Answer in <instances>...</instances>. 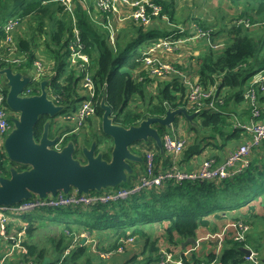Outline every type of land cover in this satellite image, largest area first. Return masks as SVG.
I'll return each mask as SVG.
<instances>
[{"label": "trees", "instance_id": "16d2710c", "mask_svg": "<svg viewBox=\"0 0 264 264\" xmlns=\"http://www.w3.org/2000/svg\"><path fill=\"white\" fill-rule=\"evenodd\" d=\"M17 1L19 2L18 8L0 21V69L12 68V65H14L17 71L28 73L32 77L29 71L38 58V47L41 44L44 45L47 56L52 60L45 61V63L53 62L55 72L50 78L46 74L41 75V80H48L49 97L57 104L74 105L73 108L76 110L78 108L76 104H80L84 100V96L79 91L82 89V74L77 66H71L68 61L71 53L69 45L75 36L72 15L67 11L62 0ZM152 1L159 4L162 14L168 17L165 28L160 25L158 19H155L149 26L139 24L133 19L120 24L112 19L115 16L114 12L110 10L97 12L91 0H89L86 8L77 1L75 15L78 18L80 38L84 44V51L92 59L90 69L95 83V113L88 119L94 124L99 122L98 126L101 127L102 132L101 119L104 109L101 103L103 99L112 108L111 117L113 122L124 127L139 125L148 116H165L168 108L188 107L187 89L179 78L149 77L143 67V58L146 55V49L154 41H157L160 37L170 35L176 29H179L181 24L189 23L192 20L186 21V17L180 18L176 15L177 0ZM229 1L243 6L240 16L236 19L226 21L223 18L219 23H206L195 19L197 26L204 30H211L213 41L222 38L223 42L226 43L216 48L209 45L196 56L201 84L205 88L217 85L216 96L205 100V104H208L211 99H215V107L202 106L194 119L189 121L187 131L174 130V132H167L173 133L172 136L175 135L177 140L186 138L187 144H190L183 150L182 155L176 162L181 169L189 172L194 171V168H188V163L193 154H200L206 146L210 144L218 146L221 141L222 145L219 144L221 145L218 147L219 149L224 150L226 146H230L232 149L235 143L239 146L245 142L246 138L251 137L247 134L246 129L237 126V123L240 120L248 122L252 118L253 107L247 103V108L250 109L247 113L250 117L247 119H244L242 115L239 116L236 113L237 110L234 113L238 119L235 116L233 117L232 111H235L233 105L236 106L246 102L245 91L249 87V80L252 76L258 71L264 70V55H259L260 47L258 46L260 42L264 47V0ZM3 2H7V0H0V4ZM99 14L102 15L101 20L97 19ZM150 14L152 15V13ZM153 17L156 18L154 15ZM10 18L18 20L20 25L23 22L25 24L35 22L36 24L32 26V23H28L29 28H22L24 31L20 29L19 25L11 33L12 44L14 43L17 47L12 56L18 58L26 56L24 63L19 64L12 61L11 55L8 54L7 45L10 47L12 44L5 42L7 41V31H5L4 24ZM240 19L249 20L250 24L237 23ZM110 25L115 30L114 40H111ZM258 30L260 31L258 32ZM3 77L6 79L5 75L0 74V87L6 95L9 88ZM40 85V81L34 80L27 86L25 93L28 95L40 93ZM258 91L260 92L258 93L260 101L262 91ZM189 109L195 112L193 108ZM261 110L263 115L260 120L264 121V108L261 107ZM47 121H50L49 130L52 122H54V125L56 124L53 117L48 114L41 115L34 128L37 141L40 140ZM156 126L160 130L166 131V126L158 123ZM191 132L193 134L190 137ZM79 133L73 132L70 124H64L62 128H58L54 136L60 135L62 138L61 146L63 147L69 141L79 143V147L80 143L85 145L91 143V141H85H89L87 137L81 138ZM96 133H98L96 130L90 132L93 136ZM95 140L97 141V139ZM154 144H150L145 149L146 158L143 159L145 163L141 176L148 171L147 152H153L152 150H155V148H157V151L159 150L156 155L157 160L165 158L168 165L175 164L168 150L164 148L163 151H160L159 146L156 143ZM260 146H264V144L255 146L254 150ZM112 149L113 144L110 151ZM110 151L107 147L103 156H111ZM253 160L243 172L225 180L190 179L178 182L175 179H168L161 186L142 189L129 198L118 199L109 203L86 204L83 202L67 207L59 206L77 214L76 217L71 219L58 220L56 216L49 215L47 209L41 210L40 207V210L37 209L24 215L23 224L14 222L8 224L9 232L12 228L17 231L25 229V239L22 245L27 248V252L17 251L6 257L0 264H76L80 261L78 259L88 251L87 247L76 246L65 257L56 254V252L63 249L66 253L72 238L69 237L68 231L71 234L73 232L79 233L82 228L87 229L89 232L95 229L100 232L99 237H108L109 240L99 238L101 240L100 248L104 251L117 249L123 243V240L128 237H135L138 242H140L139 239L144 238L145 246L140 254H145L148 251L147 256L140 260L136 259L135 255L132 259L137 263L145 260L148 264H151L152 261L159 262V240L161 236L158 235L152 238V235L148 234V230L145 229L147 225L154 223L161 225L168 221L166 226L163 225L165 226L163 234L168 244L175 247L180 246L182 241L189 237L198 239V230L201 228L217 232L219 228L212 221L213 219L229 216L228 212L230 210H241L244 206H248L247 213H236L231 218L233 220H247L250 224L253 223V226L254 221L252 222L251 219L256 218L257 215H251L256 207L252 202L261 195L260 202L264 204V160L258 157H254ZM137 162L135 160L131 161L132 165ZM153 165L155 173L165 170V168L161 169L157 166L155 153ZM13 166L18 170L29 168L28 165L11 161L6 156L4 148L0 155V175L10 172V167ZM141 176L134 169L133 173H129L128 181L121 182L117 186H109L88 193H78L76 189H73L68 194L73 193L76 196L101 195L120 188L131 189L134 187L135 181L139 180ZM60 193L67 195L63 191H59L58 194ZM47 196L40 197L38 194H34L33 197L26 200H46L54 197L51 193ZM232 197L234 198L233 204H230ZM226 202H229L227 206ZM44 208L52 209V207ZM211 214H213V217L209 218ZM45 217L58 223H65L64 233L60 234L59 239H51V241L54 239L52 251H49L42 244L37 233L40 227L47 225L48 222L45 221ZM73 222L76 225H72ZM65 236L69 238V241L65 240ZM0 238V242H2V237L0 236ZM243 245L250 246L251 249L253 248L261 254V261H263L264 253L261 250V242H258L257 238L252 237L250 234L246 235L244 240H237L234 237L225 238L221 242L220 253L209 252L205 259L218 258L220 264H255L245 258L246 254L240 249ZM84 260L90 263L91 256L88 255ZM183 260L185 264H194L193 262H199L201 257L193 252L190 257L183 255Z\"/></svg>", "mask_w": 264, "mask_h": 264}, {"label": "built area", "instance_id": "2783aa9c", "mask_svg": "<svg viewBox=\"0 0 264 264\" xmlns=\"http://www.w3.org/2000/svg\"><path fill=\"white\" fill-rule=\"evenodd\" d=\"M79 1L86 8L85 0H62V3L66 6L67 11L72 15L73 22L76 23L75 7ZM102 10H110L114 12L115 16H118L117 21L123 22L126 20H135L143 22L145 26H149L153 23L155 19L166 22L168 20L167 15L162 14L161 6L152 0H101ZM150 9V11H149ZM90 11V10H89ZM152 13V15L150 14ZM153 15L156 17L154 18ZM113 19V18H112ZM113 23L112 21H110ZM237 23H245L249 25V20L240 19ZM122 24V23H120ZM191 22H186L181 24L179 29H176L170 35L165 37H160L157 41H154L147 49L146 55L143 58V67L146 74L150 77L158 78H179L181 83H183L187 89V102L188 107L193 108L195 112L198 113L202 106L206 105L209 108L215 107V99H211L208 104H205V100L210 97L216 96V90H218L217 85L211 88H205L199 80V66L197 65L196 56L199 53H202L207 46L211 45L212 47H219L222 45V42H216L211 39V30H204L192 24L191 28L187 25ZM20 23L18 20L10 18L4 24L5 31H7V41L6 43L12 44V31L19 26ZM75 36L70 42V56L68 61L71 66H77L79 71L82 74V89H80V94L84 96V100L80 102L78 108L73 114L68 116L75 127L73 131L80 129L88 122V118L93 116L95 113V83L94 78L91 73V57L84 51V44L80 38V29L78 24L75 25ZM196 30V31H195ZM111 31V40H114V27L110 25ZM201 44L199 47L197 44ZM8 54L11 55L12 61L17 63H24L26 61V56L18 58L12 56L17 47L14 43L9 47ZM191 49H193L191 51ZM173 51L176 54L188 57L190 54H193V59H195L196 68L193 69V66L186 67L182 66L176 59L169 60L162 55V51ZM43 57L40 56L33 63L34 74L32 75V81H40L41 75L46 74L48 78L55 74L53 68L50 67V64L53 62L45 63ZM52 61V60H51ZM258 90L264 92V70H260L255 73L252 78L249 80V87L245 91L246 103L253 107L252 109V118L248 122L238 121L237 126L246 129L247 133L251 137L245 142L236 146L228 151L223 162H218L214 157L206 158L200 165L199 168L194 169V171H186L181 169L176 162L182 155L183 150L187 147V139L177 140V137L172 136L168 131L163 132L161 137L164 142V147L168 150L175 161L174 165H169L165 170H160L158 173L154 172V152H147L148 160V171L143 174L137 182L133 185L131 189L120 188L117 190H112L101 195H74L73 193L65 195L63 193L53 195L54 197L41 200H24L16 204H0V236L2 237V242L0 245L8 244L10 246L9 250L1 258L0 262L6 259V257L12 255L13 253L23 250L27 252V248L22 245L23 240L25 239V229L16 230L15 228L11 229V232L8 230V224L10 222L19 223L17 220L27 215L29 212L37 210L38 208L44 207H59L72 204H79L85 202L86 204H91L95 202H104L109 203L110 201H117L118 199H123L128 197L131 193L139 191L142 189L151 188L153 186H160L168 179H175L178 182L184 180H225L226 178H231L236 174L243 172L246 168L249 167L251 158H249L252 148L256 145L264 144V121H261L260 118L263 115L261 110V105L259 103V94ZM26 95V93L24 92ZM28 95V94H27ZM7 94L5 95L2 87H0V153L4 151L5 140L8 135L14 129L13 119L18 118L13 114L12 110L6 101ZM182 107V106H181ZM237 118V116H235ZM238 119V118H237ZM172 126V124H171ZM57 148L61 149L63 146ZM61 192V191H60ZM48 197V196H47ZM23 224V223H21ZM25 227V225H24ZM232 232L234 233V238L237 240H244L246 234L250 230V223L247 220H239L231 223L229 225ZM69 237L71 238V243L66 250V254L76 246L89 245L85 241L92 242V251L98 253L101 259H108L115 252H125L127 246L135 242V237H128L123 240V243L113 250H101L99 240L90 239L86 236L85 233L80 231L79 233L71 235L68 231ZM1 239V238H0ZM198 244L188 245L185 249H181V245L178 249H171L166 243H162L159 249V264H185L183 260V255L191 256L193 251H195L199 245L200 238L197 239ZM82 242V243H81ZM91 248V245H89ZM253 250V249H252ZM218 254V252H216ZM217 257V256H216ZM245 258L248 261H251L255 264H264V260L261 261V256L258 252L254 251L250 255H246ZM194 264H220L218 258L211 260L201 258L199 262H193Z\"/></svg>", "mask_w": 264, "mask_h": 264}, {"label": "water", "instance_id": "95a60500", "mask_svg": "<svg viewBox=\"0 0 264 264\" xmlns=\"http://www.w3.org/2000/svg\"><path fill=\"white\" fill-rule=\"evenodd\" d=\"M0 74L7 79V104L19 112V117L13 119L14 129L5 140L6 156L15 163L29 166L25 170L11 167L9 177L0 176V204H16L34 194L46 197L49 193H69L73 189L78 193H88L127 182L129 173L134 171L131 161L141 160L131 150L135 143L152 138L163 151L162 137L154 125L158 123L170 127L178 115L185 116L188 121L197 115L189 114L184 107L170 108L165 116H148L139 125L124 127L113 122L112 108L103 99L102 129L113 140L111 160L106 161L102 154H96L94 143L90 148L83 149L87 161L81 163L74 157V142H69L61 149L57 148L62 138L60 135L49 136L50 121L46 122L40 140L35 139L34 128L40 116L48 114L55 117L64 109L63 105L49 97L48 80L41 81L40 93L25 95V89L32 81L28 73L6 67L0 69ZM190 244L197 245L198 240L194 237L185 239L181 249ZM240 249L246 255L253 252L245 245Z\"/></svg>", "mask_w": 264, "mask_h": 264}, {"label": "rangeland", "instance_id": "374dc122", "mask_svg": "<svg viewBox=\"0 0 264 264\" xmlns=\"http://www.w3.org/2000/svg\"><path fill=\"white\" fill-rule=\"evenodd\" d=\"M85 1H86V7H87L88 4H89L88 3L89 0H85ZM91 2H92V4L95 5V8H96L97 12L102 10L101 0H91ZM18 5H19V2L17 0H12V1L11 0H7V2H3L2 4H0V21H1V19L7 17L12 11L17 9ZM83 7H84V4H83ZM176 8H177L176 15L178 17H180V18L186 17L187 18L186 21H189L190 19L192 20L191 24L187 25V27H189L190 30L191 29L194 30V28H191V27H192V24H196L197 21L195 19H199L200 21H205L206 23H215V22L219 23L223 18H225L226 21H231L232 19H234V18L236 19V17H239L241 11L243 10V6L241 4L232 3L229 0H177V7ZM101 18H102V15L99 14L97 19L101 20ZM112 18H113V20H115V22H118L116 20V19H118V16L112 17ZM28 23H32V26L36 25L35 22H28ZM28 23L25 24V22H23V24L20 25V29L29 28L28 27ZM73 23H74V25L76 23H78V18H76V23H75V21ZM120 23L123 24V23H125V21L120 22ZM139 24H144V23L139 21ZM166 24H167L166 22L160 21V25L162 27L165 28ZM259 29H262V28H259ZM259 31L260 30H258V32ZM216 42H222L223 44H226V43L223 42L222 38L216 40ZM197 46L201 47L202 45L198 43ZM258 46L260 47L259 55H264V47H262V43L260 44V42H259ZM213 48H216V47H213ZM192 50L193 49H191V51ZM162 55H163V57H165V58H167V59H169L171 61L176 59L182 66H186V67L193 66V69L196 68L195 59H193L194 58L193 54H190L188 57H184L182 55L176 54L173 51L165 50V51H162ZM12 69L14 71H17L16 66H14V65H12ZM20 72H22V71H20ZM29 72L32 75L34 74L33 70H30ZM3 79L5 80V82H7L4 77H3ZM61 105H63V104H61ZM76 105L78 107L79 103H77ZM132 105H134V104H132ZM73 106L74 105H70V106L65 105L64 109L61 112L58 113V115L61 116L60 123L64 122L65 124L66 123L70 124L72 126V128L75 127V124L73 123V121L70 118H68V116H70L71 114H73L75 112ZM233 108H235V111H232V115L234 117L235 116L234 112H236L237 107L235 105H233ZM186 109H187L189 114H193V111H191V109H189V107H187ZM13 114L16 115V116H19V112L14 111ZM62 118H63V120H62ZM176 118L177 119L172 123V126L166 127V131H168V132L169 131H173L174 132V130L187 131L188 130V126H189L188 119L185 116H177ZM53 121H57V120L53 119ZM98 124H99V122H98ZM98 124H97V122H96V124H94V122L89 120L80 129H78L76 131H73V132H76V133L80 132L79 136L81 138L87 137L89 139V141L88 140H85V141H87V142L91 141L90 144L86 143V145L84 143L83 144L80 143V147H79V143L78 144L75 143L74 157L76 159H78L81 163H86V161H87L86 157H85V155L83 153V149L85 147L89 148L91 146V144H94V143L96 144V150H95L96 154H102L103 155L105 150L107 149V147H109V151H110V148H112L113 140L106 133H103L104 131L102 132L100 130L101 127L98 126ZM60 125L61 124L58 125V123H56L54 125V122L51 123V129L49 130L50 131V137H55L54 135H55V132L58 130V128L59 129H60V127L62 128V125L61 126ZM101 125H102V119H101ZM94 130H96L98 133H96V135L93 136V134H90V132H93ZM158 130H159L160 134L163 135L164 130H160V129H158ZM177 131H176V133H177ZM95 139H97V141ZM100 141H101V143H100ZM69 142H73V141H69ZM210 142H213V141H210ZM219 144L222 145L221 141H220ZM219 144H218V147L221 146ZM59 146H61V144H59L58 147ZM228 148H230V146H228ZM131 149L134 150V147H131ZM138 152H139V154H140V156L142 158L141 159V163H142L143 159H144V152H142V151H138ZM110 154H111V156L110 155L109 156H105V157L103 156V158L106 161H110L111 157H112V151H110ZM0 155H1V153H0ZM0 176L9 177L10 176V172L9 171L5 172V173H3V175H0ZM233 199H234L233 197L230 199V204H233ZM228 204H229V202H226V206ZM257 205L258 206L259 205L263 206L260 203H257ZM42 209H44V210L47 209V211H49V215L56 216L58 220H60V219H71L72 217H76L77 216L76 213H71L70 211H68V210H66L65 208H62V207L55 206V207H52V209L41 208V210ZM38 210H40V209L38 208ZM247 211H248V206H244L241 210H230L228 212L229 216H225V217L219 218V219H213L212 221L219 228V230L217 232H211L210 230L204 228L205 229V234H204V236H201L199 241L200 242L201 241H208L210 243V245H211V242L218 241L219 245H220L221 241L224 240L225 238H233L234 237V233L232 232V230L229 227V225L231 223H233L235 221H239L241 219L233 220L231 218V216L235 215L236 213L245 214V213H247ZM255 212H257V209L254 211V213ZM254 213L252 212V214H254ZM52 216H50V217H52ZM210 217L212 218L213 214H211L209 216V218ZM251 217H250V219H251ZM24 219L25 218L22 217L21 219H19L17 221L19 223H22V220H24ZM251 220L253 222L255 220V217H253ZM45 221L48 222L47 225L44 226V227H40L38 229L37 233H38V235L41 238L42 244L49 251H52L53 247H54L52 242H54V239L52 241H51V239L52 238L59 239L60 234L64 233L63 229L65 227V223H58V222H55L53 219H48L47 217H45ZM167 222L168 221L164 222L161 225L159 223H154L152 225H147L145 227V229L148 230V234L152 235V238H154V237H156L158 235L161 236V240L159 242V246H160L161 243L164 242L172 249H179L180 246L175 247V246L169 245L168 242L165 239V236H164L163 232L165 231L164 228L167 225ZM72 225H76V223L73 222ZM163 225H165V226H163ZM81 231H82V233H85L86 236L89 237L90 239H94V240L98 239L99 240V238H101L102 240L103 239L109 240V239H107V237H99L100 236V232L95 230V229H94V231L91 230V232H89V231H87V229L82 228ZM73 233L77 234L76 232H73ZM73 233L71 235H73V237H74ZM252 237H257V235L254 234ZM84 239H85V241L87 243H89V245H91V248L90 249L88 248V251L83 255V257H80L78 259V261L79 260L80 261L78 263H76V264H87L88 262H86L84 259H86L88 255L91 256V262L88 263V264H108L106 261H102L100 259L101 257L99 258L97 256V255H99L98 253L92 251V249H93L92 242L87 241L86 238H84ZM65 240L69 241V238L65 236ZM208 242H207V244H208ZM260 242H261V246H262L261 250L264 253V239H263V242L262 241H260ZM138 243H140L141 249L139 250V252L137 250V254L132 252L131 247L128 250L130 252V255H131V259L127 261L128 264H148L145 260L143 262H138L137 263V262H134L133 259H132L136 255V259H140L141 260L142 258L144 259V257L147 256V254H148V251L145 254H140L141 251L144 249L145 239H144L143 242H138V241L135 240V243H134L133 246H135V244H138ZM79 245H82V244H79ZM199 247H200V245H199ZM9 248H10V246L8 244L0 245V259L9 250ZM210 251H211V249H210ZM126 252L127 251H125L124 253H126ZM56 254H60L62 257L66 256V253L63 251V249L61 251H57ZM70 264H74V263H70ZM151 264H159V262H156V261L153 262L152 261Z\"/></svg>", "mask_w": 264, "mask_h": 264}, {"label": "crops", "instance_id": "0c3cea01", "mask_svg": "<svg viewBox=\"0 0 264 264\" xmlns=\"http://www.w3.org/2000/svg\"><path fill=\"white\" fill-rule=\"evenodd\" d=\"M58 15H60V14H58ZM22 30L24 31V29H22ZM38 48H39L38 51L40 52V56L43 57L45 60L50 61L51 59H49V57L47 56V54H46L47 51L44 50V46L41 44V45H39ZM50 67L54 69V64L51 63ZM260 97H262V98L260 99L259 102L261 104V107L264 108V92H262V94H260ZM236 107H237V109H236L237 112L236 113L239 116L242 115V117L244 119H247L248 117H250V115H247L248 110H250V109L247 108L248 104L246 102H242L241 104L236 105ZM60 118H61V116H58L57 118H55L57 120L56 123H58V125L59 124L64 125L65 124L64 122L60 123V121H61ZM62 120H63V118H62ZM155 127L158 128L157 126H155ZM192 134H193V132H191L190 137H191ZM248 139L249 138H247L246 140H248ZM136 144L137 145L134 148V150H132V149L131 150L135 154H137L138 156H140L138 151L144 152V157H145V149H146V147L150 146V144L155 145L152 142L151 139L142 140L141 142H137ZM189 145L190 144H187V147ZM237 145L238 144L235 143L234 147L237 146ZM256 146H258V145H256ZM254 147L252 148V151L250 152V155H249V158H251V162L254 161L253 160L254 157H258V158L264 160V146H260V147L256 148L255 150H254ZM230 149H231V147L228 148V146H226L224 150H221V149L218 148V146H214L213 144H210V145L206 146V148L200 154H196V153L193 154V156L190 159L189 163L187 162L188 163V168H194V169L199 168L201 163L208 157H214V158H216L218 160V162H223L225 160L226 156L228 155V151ZM152 151L155 153V162H156L157 166L160 167L161 169L166 168L168 166V164L165 162V158H160L159 160H157V158H156L157 152L159 150L157 151V148H155V150H152ZM160 151H162L161 148H160ZM165 155H167V153H165ZM251 162H250V164H251ZM144 163H145L144 161H143V163L138 161L136 164L133 165V169H136L137 170V174H139L140 176H141V174L143 172ZM137 181H138V179L135 182H137ZM260 194H263V193H260ZM260 200H261V195L258 196L257 200H254L252 202V204L256 205L255 210L257 209V212L254 213V211H253V213L255 215H257V216H256V218L254 220V225L252 226L253 223L250 224V226H251L250 230L248 231V233L246 235L250 234V235L253 236L254 234H256L257 235L256 238H257L258 242H260V241L263 242V239H264V208H263L264 204H262L260 202ZM257 203H260L263 206H260V205L258 206ZM251 212H252V210H251ZM251 215H253V214L251 213ZM198 233L200 234V235L197 234L198 237L201 238V236H204V234H205V229L201 228L200 230H198ZM107 239H108V237H107ZM101 240H99V242ZM160 240H161V237H160ZM160 240H159V242H160ZM139 241L143 242L144 238L139 239ZM207 242L208 241H201V242L199 241L200 247L198 245L197 249L194 251L201 258L206 257L209 254V252H218V253H220V251H221V243L219 245L218 241H215L214 244H212V242H211V245H210L209 242L207 244ZM134 243L129 244L127 246V250H126L127 252L126 253H124V252H115L108 259H101V258L100 259L102 261H106L108 264H124L125 262H127L128 260L131 259L130 252L128 251L130 249V247L132 249V252H134L135 254H137V250L139 252V250L141 249L140 243L135 244V246H133ZM107 244H108V242H107ZM82 246H85V247L90 249L89 245L85 244V245H82ZM245 246H247V245H245ZM248 247H250V246H248ZM210 249H211V251H210ZM262 253H263V251H262ZM260 256H261V254H260ZM262 260H264V259L262 258Z\"/></svg>", "mask_w": 264, "mask_h": 264}, {"label": "clouds", "instance_id": "9594fccd", "mask_svg": "<svg viewBox=\"0 0 264 264\" xmlns=\"http://www.w3.org/2000/svg\"><path fill=\"white\" fill-rule=\"evenodd\" d=\"M44 80H45V79H44ZM46 80H47V79H46ZM42 81H43V80H42ZM178 108H179V107H178ZM154 126H156V124H155ZM166 127H167V126H166ZM164 132H165V131H164ZM159 133H160V132H159ZM160 135H161V134H160ZM150 139L153 140L154 143H156L154 139H152V138H150ZM141 141H142V140H141ZM141 141H138V142H141ZM162 141H163V139H162ZM135 144H136V143H135ZM135 144H134V145H135ZM156 144H157V143H156ZM163 144H164V142H163ZM168 166H169V165H168ZM168 166H167V167H168ZM164 183H165V182H164ZM162 185H163V184H162ZM160 186H161V185H160ZM156 187H158V186H156ZM148 189H149V188H148ZM138 192H139V191H138ZM134 193H137V191L131 193V194H130L128 197H126V198H129V197H130L132 194H134ZM99 243H100V242H99ZM100 245H101V243H100Z\"/></svg>", "mask_w": 264, "mask_h": 264}, {"label": "flooded vegetation", "instance_id": "af4514ba", "mask_svg": "<svg viewBox=\"0 0 264 264\" xmlns=\"http://www.w3.org/2000/svg\"><path fill=\"white\" fill-rule=\"evenodd\" d=\"M168 109H170V108H168ZM168 109H167V110H168ZM171 109H172V108H171ZM58 116H60V115H57V116H55V117H53V118L55 119V118H57ZM178 116H180V115H178ZM176 119H177V118H176ZM176 119H175V120H176ZM157 129H159V128H157ZM91 145H92V144H91ZM136 145H137V144L133 145L132 147H134V148H135V147H136ZM90 147H91V146H90ZM90 147H89V148H90Z\"/></svg>", "mask_w": 264, "mask_h": 264}]
</instances>
